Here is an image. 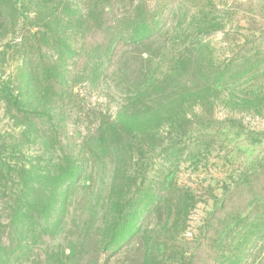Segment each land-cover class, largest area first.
<instances>
[{
    "label": "rangeland",
    "instance_id": "rangeland-1",
    "mask_svg": "<svg viewBox=\"0 0 264 264\" xmlns=\"http://www.w3.org/2000/svg\"><path fill=\"white\" fill-rule=\"evenodd\" d=\"M264 264V0H0V264Z\"/></svg>",
    "mask_w": 264,
    "mask_h": 264
},
{
    "label": "trees",
    "instance_id": "trees-1",
    "mask_svg": "<svg viewBox=\"0 0 264 264\" xmlns=\"http://www.w3.org/2000/svg\"><path fill=\"white\" fill-rule=\"evenodd\" d=\"M103 264H107V262H104Z\"/></svg>",
    "mask_w": 264,
    "mask_h": 264
}]
</instances>
